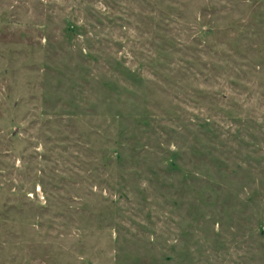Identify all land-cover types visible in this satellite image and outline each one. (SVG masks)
I'll return each instance as SVG.
<instances>
[{
    "label": "rangeland",
    "instance_id": "374dc122",
    "mask_svg": "<svg viewBox=\"0 0 264 264\" xmlns=\"http://www.w3.org/2000/svg\"><path fill=\"white\" fill-rule=\"evenodd\" d=\"M0 264H264V0H0Z\"/></svg>",
    "mask_w": 264,
    "mask_h": 264
}]
</instances>
